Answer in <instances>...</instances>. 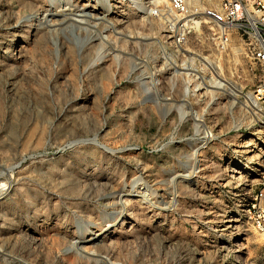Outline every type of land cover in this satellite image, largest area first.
<instances>
[{
    "label": "rangeland",
    "instance_id": "374dc122",
    "mask_svg": "<svg viewBox=\"0 0 264 264\" xmlns=\"http://www.w3.org/2000/svg\"><path fill=\"white\" fill-rule=\"evenodd\" d=\"M143 3L0 0V264H264V233L244 212L264 127L229 100L187 105L167 73L139 84L158 74L163 28ZM46 12L60 16L45 26ZM80 13L85 25L68 19ZM187 48L211 47L196 32ZM236 50L226 61L245 72Z\"/></svg>",
    "mask_w": 264,
    "mask_h": 264
},
{
    "label": "built area",
    "instance_id": "2783aa9c",
    "mask_svg": "<svg viewBox=\"0 0 264 264\" xmlns=\"http://www.w3.org/2000/svg\"><path fill=\"white\" fill-rule=\"evenodd\" d=\"M143 4L145 14L161 21L163 28L152 60L158 74L138 77L139 84L148 78L144 82L157 86L159 73H167L180 80L185 101H203L206 95L215 96L217 103L229 100L252 123L264 127V0H220L204 7L188 0H144ZM196 32L209 43L210 51L187 48ZM231 48L246 60L245 72L226 61ZM225 64L230 65L224 73ZM189 114L202 147L208 146L212 131L197 111L190 109ZM256 162L258 177L247 191L244 212L253 229L264 233V153Z\"/></svg>",
    "mask_w": 264,
    "mask_h": 264
},
{
    "label": "bare ground",
    "instance_id": "6f19581e",
    "mask_svg": "<svg viewBox=\"0 0 264 264\" xmlns=\"http://www.w3.org/2000/svg\"><path fill=\"white\" fill-rule=\"evenodd\" d=\"M67 1V0H66ZM97 1H99V2H101V4H102V8L104 9V10H107V9H109V7H111L112 6V4L113 3H115L117 0H97ZM123 1H128L129 3H131V4H136V0H123ZM137 6H140V4L139 5H137ZM61 11V10H60ZM108 13V12H107ZM107 13L106 14H104V15H107ZM68 14V13H67ZM70 15V14H69ZM103 15V16H104ZM60 16V14H57V13H54V12H46V13H42V15H41V18H42V20H43V23L45 24V26H50V25H52L53 23L51 22L52 20H55V19H57L58 17ZM68 16V15H67ZM91 15H89V13H80V14H73V15H71V17H69L68 19L70 20V21H72V22H74V23H76V24H81V25H85L86 23H88V19L89 18H91L90 17ZM96 18V17H95ZM65 20V19H64ZM64 20H63V22H64ZM54 22V21H53ZM52 23V24H51ZM100 38H102V37H100ZM149 39V38H148ZM93 39L92 38H87L84 42H83V44H82V46L81 47H83L84 45H87L90 41H92ZM57 51V50H56ZM104 56H105V47L104 46H102V45H100L98 48H97V50H96V57H95V59L93 60V62H92V65H95V64H99V63H101L102 61H103V59H104ZM152 87H155V86H152ZM147 90H149V89H145V91H147ZM147 93H148V95H150V94H154V96H157L158 95V91L156 90V89H153V92H148L147 91ZM212 96V95H211ZM213 97V96H212ZM186 103H187V105H190L189 104V102H187V101H185ZM200 117V116H199ZM91 141L94 143V144H99L97 141H96V139H91ZM198 141V140H197ZM203 141V139H201V140H199L198 142H202ZM101 147V146H100ZM103 147V146H102ZM105 148V147H104ZM262 153H264V145H260L259 146V149H258V151H257V153L255 154V159L256 160H259L260 159V155L262 154ZM181 179H183V180H185V179H188L189 178V175L188 174H183V175H181V177H180ZM138 182V181H137ZM145 194H146V192H144ZM146 195H148V194H146ZM145 196V195H144ZM87 233H89V225L87 224L86 226H84L83 227V230H81V235L80 236H83V235H86ZM92 235V234H91ZM100 235V232H98V233H94L92 236H91V238L90 239H87V240H85L84 242H82V244H84V243H90V242H93V241H95L97 238H98V236ZM76 244H77V242L76 241H71L70 243H69V245H68V247H67V249L65 250V252H67L71 247H76ZM79 251L80 252H85V253H87V255H92V252H86V251H84V250H82V249H80L79 248ZM110 264H118V263H115V262H111Z\"/></svg>",
    "mask_w": 264,
    "mask_h": 264
},
{
    "label": "water",
    "instance_id": "95a60500",
    "mask_svg": "<svg viewBox=\"0 0 264 264\" xmlns=\"http://www.w3.org/2000/svg\"><path fill=\"white\" fill-rule=\"evenodd\" d=\"M101 148H103V149L107 150V149H106V148H104V147H101Z\"/></svg>",
    "mask_w": 264,
    "mask_h": 264
}]
</instances>
